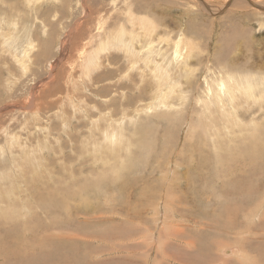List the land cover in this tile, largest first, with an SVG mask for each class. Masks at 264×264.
Listing matches in <instances>:
<instances>
[{"label":"rangeland","instance_id":"rangeland-1","mask_svg":"<svg viewBox=\"0 0 264 264\" xmlns=\"http://www.w3.org/2000/svg\"><path fill=\"white\" fill-rule=\"evenodd\" d=\"M0 25V264H264V177L256 159L248 162L253 149L264 150L263 132L254 130L256 147L248 145L251 129H220L216 140L241 145L245 155L243 165L226 157L220 159L225 164L214 162L223 151L204 127L199 95L219 74L222 58L234 65L264 52V0H0ZM121 26L139 35L129 42L134 52L150 31L156 49L167 55L180 39L191 48L194 72L175 74L176 92L154 97L160 107L140 116L129 108L123 126L122 107L144 108L155 85L140 56L123 54L118 37L109 43ZM27 28L34 52L23 67L15 60L28 42ZM93 48L102 65L87 76ZM193 81L196 90L189 88ZM106 112L119 130L107 127ZM256 115L264 129V110ZM228 158L239 162L233 153ZM200 251L208 255L204 260Z\"/></svg>","mask_w":264,"mask_h":264},{"label":"bare ground","instance_id":"bare-ground-1","mask_svg":"<svg viewBox=\"0 0 264 264\" xmlns=\"http://www.w3.org/2000/svg\"><path fill=\"white\" fill-rule=\"evenodd\" d=\"M29 1H32V0H29ZM237 2V1H236ZM232 4H233V2H232ZM235 5V4H234ZM242 5V4H241ZM248 8V7H247ZM131 9V8H130ZM135 17V16H134ZM242 17V16H241ZM146 19V18H145ZM134 22V21H133ZM142 25V24H141ZM236 26V25H235ZM234 26V27H235ZM0 28L2 29V27H1V25H0ZM43 28H44V31H45V26H43ZM102 28V26L99 28V29H101ZM236 28V27H235ZM28 29V28H27ZM26 29V31H27V35H28V37L26 38V40H28V42L26 43V47L23 49V51H22V56L21 57H16V60L15 61H17L20 65H23V67L25 66V64H26V62L28 61V58H29V55L30 54H33V49H34V43H33V41L30 39V36H29V32H30V29H28L27 30ZM135 29H137V28H135ZM106 31V30H105ZM116 31V30H115ZM132 31V30H131ZM117 35H115V33H114V35H113V37H112V35H110V34H107V35H109V36H106V38H108V37H112V39L110 38V40H108L109 41V43L111 42V41H113L114 42V40L118 37V42L120 41V43H119V45L122 47V52H123V54L125 53V51L126 50H130V47H129V42H132V41H135L137 38H138V36L139 35H137V34H134V33H136L135 31H134V33H128L122 26L120 27V29L119 30H117ZM179 32V31H178ZM240 33V32H239ZM101 34V33H100ZM99 34V35H100ZM138 34H139V32H138ZM5 35V34H4ZM181 35V34H180ZM96 36V35H95ZM142 36L144 37V42H145V46H143L142 45V47H141V49L138 51V52H134V51H132V48H131V50H130V53H129V58L130 57H133V55H136V56H140V58L143 60V62H141V63H145L146 64V66H147V71H148V73H150V75H151V78L153 79V83H154V85H155V90H154V92H153V97H151L150 98V101H149V103H147L146 105H144V108L142 107H140L139 108V110H138V107L137 106H134L133 107V105L131 104V105H129V106H127V107H125V108H123L122 107V112H121V114H122V120H121V118H119V124L121 123L122 124V126H123V122H124V120H125V118L127 117V113H128V110H129V108H133L132 110H134L135 109V111L137 112V113H139V116H140V112H142V111H146V112H149V111H152L155 107H160V103L159 104H155V100H154V97H167L168 95H169V97H170V94H174L175 92H176V87L178 86V82L177 81H175L174 82V77H175V74H179V72H181V74H185V76H187V77H189L190 76V74H193L194 72L193 71H191V67L189 66V63L191 62V59H192V55H191V48H189V51H188V48H187V45H183L182 43H181V40L179 39L178 41H174V47H173V50H172V54H173V56H171V54H169V55H167V54H164V53H162L160 50H157L156 49V47H155V42H154V39H155V37H154V35H153V32L152 31H150V32H148V33H145V34H142ZM182 36H183V34H182ZM230 36V35H229ZM238 35H236L235 37L236 38H238L237 37ZM99 37H101V36H99ZM104 37V36H103ZM127 37H129V39L128 40H126L125 38H127ZM220 37H221V35H220ZM230 37H232L233 38V36L231 35ZM243 37V36H242ZM245 37V36H244ZM93 38H94V36H93ZM106 38H105V40L104 41H107L106 40ZM232 38H229L230 39V41H231V39ZM101 39H102V42H103V38L101 37ZM227 39V38H226ZM15 40V39H14ZM94 40V39H93ZM123 40H124V42H123ZM2 41V40H1ZM4 41H7L6 39L4 40ZM229 41V42H230ZM236 41V40H235ZM93 42V41H92ZM102 42H101V44H102ZM118 42H114L113 44H116V43H118ZM228 42V41H227ZM90 44H91V41H90ZM99 44H100V42H99ZM98 44V46H101V45H99ZM112 44V43H111ZM110 44V45H111ZM112 44V45H113ZM132 44V43H131ZM242 44H243V42H242V40H241V38H240V36H239V38H238V43H236V45L237 46H240V50H241V47H242ZM4 45V44H3ZM104 45H105V43H104ZM104 45H102V46H104ZM109 45V44H108ZM108 45H106V47H108L109 48V46ZM228 45V44H227ZM243 45H245V44H243ZM93 46V45H92ZM133 46V45H132ZM220 46H223V45H220ZM105 47V49H107ZM1 48V47H0ZM4 48V47H3ZM100 48V47H99ZM103 49H104V47H102ZM117 50H119V48L117 49ZM33 51V52H32ZM100 51H101V49H100ZM119 51H121V49L119 50ZM219 51V50H218ZM242 51V50H241ZM2 52V51H1ZM38 52V51H37ZM46 52V51H45ZM155 52H157L159 55H161V57H160V61L159 60H157V58L156 57H154V56H157L156 54H155ZM220 52V51H219ZM222 53V52H221ZM241 53H243V52H241ZM10 54V53H9ZM42 54H44V52H42ZM91 54H92V57L91 58H89L88 60H86V67H85V69L87 70V76H88V73L90 74V76L91 75H93V73L95 72V70L96 69H98L102 64H101V59L99 58L100 56L99 55H97L98 53H97V51H96V49L95 48H93L92 49V52H91ZM258 54H259V52H254L253 54H248V55H246V56H244V60H243V62H239V63H236V64H234V65H232V64H230V63H228L227 62V59L226 58H222V61L215 67L214 65V67L216 68V69H218V70H220V71H218L219 72V74L217 75V76H215L214 78H211L210 79V81L208 80L206 83H205V87L203 88V90H202V92L199 94V95H201V98H200V101H201V107H200V109H201V111L203 112V116H204V119H203V124H204V127L206 128V129H209V131L211 132V134H213L212 135V138H213V143H216V147L215 148H217V149H219V151H223V152H220V153H218L217 155H215V156H213L214 157V162H216V163H221L222 161H220V159H221V157H226V159H227V161H234L237 165H243L241 162L243 161V159H244V155H245V153H244V150H243V147L241 146V145H239V144H237L236 145V143H234L236 146H231V145H229V144H223V143H219V141H217L216 140V133H218V132H221V131H219L220 129H222L226 134H232V128L234 127L235 129L236 128H239L240 130L239 131H242L241 130V128H243V130H249V129H251V132H250V142H249V146H256L255 144H254V142H253V140H256L255 138H254V132H256V131H254L255 130V128L256 129H258V133H261V132H263V135H262V138H263V149H264V129H261L259 126H260V122H258V120L259 119H257L256 118V114L257 113H260L261 111H263L264 110V74H260V73H257V72H255V70H260V71H262V70H264V60L263 61H261V58L264 56V52H262V53H260L259 54V56H261V57H258ZM45 55V54H44ZM255 55V56H254ZM12 57H13V55H11ZM199 57V56H198ZM197 57V58H198ZM218 57H220V56H218ZM14 59V58H13ZM92 59H93V61L94 62H96L95 64L93 63V61H92ZM98 59H100V61H99V63L101 64H99L98 63ZM218 59V58H217ZM146 60H147V62H146ZM224 60V61H223ZM120 61V60H119ZM198 61V60H197ZM200 61V60H199ZM211 61V60H210ZM219 61V60H218ZM217 61V62H218ZM129 62L132 64V61L131 60H129ZM128 62V63H129ZM134 62H136V61H134ZM203 61H201V63H202ZM206 62V61H205ZM214 63V62H213ZM212 63V64H213ZM88 64V65H87ZM103 64H105V63H103ZM107 64V63H106ZM149 64H150V66H149ZM198 64H200V63H198ZM217 64V63H216ZM108 65V64H107ZM135 65V64H134ZM137 65V64H136ZM144 65V64H143ZM201 65V64H200ZM19 67V66H18ZM20 67H22V66H20ZM23 67H22V70H23ZM115 67V66H114ZM110 68V67H109ZM117 68V67H116ZM205 68V67H204ZM212 68V67H211ZM214 68V70H216ZM20 69V68H19ZM25 69V68H24ZM113 69H115V68H111L110 70L112 71V73H113ZM119 69V68H118ZM129 69V68H128ZM142 69V68H141ZM141 69H139L138 68V70H140L141 71ZM210 68L207 66V70H209ZM69 70V69H68ZM102 70V69H101ZM205 70V69H204ZM104 71H105V69H104ZM103 71V72H104ZM107 71H108V69H107ZM125 71H127V70H125ZM206 71V70H205ZM99 72V71H98ZM97 71H96V73H98ZM117 72V71H116ZM119 72V71H118ZM122 72V71H121ZM203 72V71H202ZM217 72V71H216ZM215 72V73H216ZM239 72H243V73H239ZM107 73V72H106ZM206 73V72H205ZM264 73V72H263ZM117 74V73H116ZM140 74V73H139ZM207 74V73H206ZM98 75V74H97ZM111 75V74H110ZM141 76H144L145 75V72H143L142 74H140ZM107 76V75H106ZM112 76H113V74H112ZM212 76V75H211ZM95 77V76H94ZM103 77V76H102ZM111 77V76H110ZM99 78V77H98ZM107 79H108V76L106 77ZM112 78V77H111ZM64 79V78H63ZM89 79V78H88ZM104 79H105V77H104ZM193 79V78H192ZM71 80V79H70ZM103 80V79H102ZM101 80V81H102ZM64 81V80H63ZM77 81V80H76ZM89 81H90V79H89ZM91 81H93V77H92V79H91ZM111 82V81H110ZM78 83V82H77ZM94 82H92V85H93V87H94V89H95V87L97 86H94V84H93ZM121 83V82H120ZM190 83V82H189ZM193 84H191L190 86H189V88L191 89V90H196L197 88H198V82L197 81H193L192 82ZM79 84V83H78ZM86 84V83H85ZM84 84V85H85ZM96 84H98L97 83V79H96ZM108 84H110V83H108ZM112 84V83H111ZM114 84V83H113ZM112 84V85H113ZM117 84V83H116ZM116 84H115V87H116ZM132 84V83H131ZM162 84H164L165 85V87H162L161 85ZM86 85H88V84H86ZM99 85V84H98ZM111 85V86H112ZM91 86V85H90ZM104 86H106V85H104ZM108 86V85H107ZM114 86V85H113ZM124 86H126V85H124ZM47 87H48V85H47ZM61 87H63V86H61ZM92 87V88H93ZM99 87H101L100 88V90L101 89H103L104 87L103 86H99ZM114 87V88H115ZM127 87V86H126ZM91 88V87H90ZM107 89H108V87H106ZM111 88H113V87H111ZM118 88H119V86H118ZM118 88H117V90H118ZM122 88H124L123 86H122ZM128 88V87H127ZM50 89V88H49ZM52 89V88H51ZM58 89H60V88H58ZM94 89H93V91H94ZM86 90V89H85ZM98 90L99 89H97L96 91L98 92ZM99 90V91H100ZM105 90V89H104ZM93 91H92V93H93ZM107 91V90H106ZM106 91H104L103 92V90H102V92L104 93L103 94V97H104V95L105 96H107L108 95V93L106 92ZM110 91V90H109ZM111 91H113V90H111ZM75 92V91H74ZM96 92V93H97ZM114 92H115V90H114ZM193 92V91H192ZM96 93H94V94H96ZM99 93V92H98ZM98 93L96 94V95H98ZM115 94V93H114ZM69 95V94H68ZM95 95V96H96ZM125 95H126V93H125ZM184 95V94H183ZM102 96V95H101ZM112 96V95H111ZM121 96V95H120ZM172 96V95H171ZM185 96V95H184ZM184 96H182V97H184ZM68 97V96H67ZM100 97V96H99ZM108 97V96H107ZM70 98V97H69ZM76 98V97H75ZM97 98V97H96ZM112 98H113V96H112ZM117 98V97H116ZM126 98V97H125ZM95 99V98H94ZM102 99V98H101ZM104 100H107V99H110V98H107V99H105V98H103ZM163 99V98H162ZM198 99V98H197ZM99 100V99H98ZM98 100H94V101H98ZM104 100H103V102H104ZM119 100H121V99H119ZM119 100H118V103H119ZM69 101V100H68ZM93 101V100H92ZM127 101V100H126ZM157 101H159L158 100V98H157ZM162 101V100H161ZM160 101V102H161ZM180 101H182L183 102V100L181 99ZM101 101H99V103H100ZM111 102V101H110ZM128 102V101H127ZM79 103H81V102H79ZM102 103V102H101ZM105 103V102H104ZM117 103V104H118ZM121 103V102H120ZM126 103V102H125ZM124 103V104H125ZM181 103V102H180ZM60 104V103H59ZM84 104V103H83ZM94 104H95V102H94ZM97 104V103H96ZM116 104V105H117ZM135 104V103H134ZM101 105V104H100ZM104 105V104H103ZM103 105H101V106H103ZM113 105V104H112ZM173 105V104H172ZM79 107H80V104L78 105ZM83 105H82V103H81V110H83V108L84 107H82ZM85 106V105H84ZM95 107H96V105H94ZM108 106V105H107ZM122 106V105H121ZM199 106V105H198ZM56 107V106H55ZM90 107V106H89ZM103 107H105V105L103 106ZM110 107L111 106H108L107 108H109L110 109ZM193 107V108H192ZM191 108L192 109H195L196 107H194V106H192ZM76 108H78L77 107V105H76ZM90 108H92V107H90ZM97 108V107H96ZM102 108V107H101ZM100 108V110H102ZM113 108V107H112ZM167 108V107H166ZM166 108H163V109H166ZM75 109V108H74ZM95 109V108H94ZM93 108H92V110H94ZM97 109H99V108H97ZM96 109V110H97ZM198 109V108H197ZM76 110H80V109H75L74 111H76ZM86 110V109H85ZM85 110H83V111H85ZM115 111H120L119 109H114ZM156 110V109H155ZM160 110V109H159ZM41 111V110H40ZM89 110H87L86 112H88ZM103 111V110H102ZM200 111V112H201ZM249 111H252L251 113L249 112ZM37 112V111H36ZM49 112V111H48ZM80 112H82V111H80ZM85 112V113H86ZM94 112H95V110H94ZM98 112H99V110H98ZM101 112V111H100ZM104 112V111H103ZM109 112V111H108ZM108 112H106V113H108ZM131 112V111H130ZM156 112V111H155ZM250 113V114H247V113ZM83 113V112H82ZM158 113V112H157ZM102 114V113H101ZM131 114V113H130ZM72 115V114H71ZM94 115V114H93ZM97 115V114H96ZM103 115H104V113H103ZM134 115V114H133ZM160 115V114H159ZM205 115L207 116V117H205ZM24 116V115H23ZM88 116V115H87ZM105 116V115H104ZM104 116H103V118H104ZM131 116V115H130ZM248 116H252L251 117V119H250V121L249 122H246L245 121V118L247 117L248 118ZM260 116V115H259ZM70 117V116H69ZM84 117V116H83ZM100 117H102V115L100 116ZM106 117V116H105ZM133 118H134V116H132ZM88 118H90L89 116H88ZM97 118H99L98 116H97ZM102 118V119H103ZM218 118V120L221 122L220 123V125H218L217 124V122L215 121L216 119ZM246 118V119H247ZM82 119V118H81ZM92 119H94L93 117H92ZM129 119H131V117H129ZM45 120V119H44ZM77 120V119H76ZM90 120V119H89ZM94 120H96V118L94 119ZM106 120V119H105ZM69 121V120H68ZM91 121V120H90ZM93 124H96V122L94 123V121L92 120L91 121ZM106 122H107V127H109V126H112L113 127V129H112V131L111 132H115V131H117V130H119L120 129V126H115V124H114V120L112 119V117H111V114L110 113H108L107 114V120H106ZM99 123H100V121H99ZM262 124V123H261ZM40 125V124H39ZM67 125V124H66ZM101 125V124H100ZM46 127V126H45ZM106 127V128H107ZM59 129V128H58ZM78 130V129H77ZM106 130V129H105ZM237 130V129H236ZM59 131V130H58ZM66 132V131H65ZM106 132V131H105ZM205 134H207V130H205ZM107 133V132H106ZM70 134V133H69ZM72 134H73V132H72ZM91 134V133H90ZM122 134H124L125 135V133H122ZM239 134V133H238ZM106 135V134H105ZM109 135V134H108ZM112 135V134H111ZM115 135V134H114ZM113 135V136H114ZM146 135V134H145ZM256 135H257V133H256ZM42 136V135H41ZM44 136V135H43ZM93 136V135H92ZM107 136V135H106ZM116 136V135H115ZM114 136V137H115ZM118 136V135H117ZM232 136V135H231ZM244 138H247V137H245V136H243ZM220 138V137H219ZM105 139H107V137L105 138ZM117 139H121V137H119V138H117ZM57 140H58V138H57ZM108 140V139H107ZM123 140V139H122ZM245 140V139H244ZM7 141V140H6ZM95 141V140H94ZM109 141H110V139H109ZM116 141V140H115ZM147 141V140H146ZM230 141V140H229ZM15 142H16V140H15ZM14 142V143H15ZM43 142V141H42ZM223 142V141H222ZM237 142V141H236ZM239 142V141H238ZM258 142V141H257ZM104 143V142H103ZM205 143V142H204ZM231 143V142H230ZM12 144V143H11ZM106 144V143H105ZM108 144H110V142L108 143ZM116 144V143H115ZM201 144L202 143H200L199 144V146H201ZM43 145V144H42ZM213 145V144H212ZM41 146V145H40ZM118 146V145H117ZM203 146H205V145H203ZM12 147V146H11ZM20 147V146H19ZM108 147V146H107ZM257 147V146H256ZM258 148V147H257ZM257 148H255V149H253L252 151H251V154L250 155H248V162L250 163V161L251 160H253V159H256V161H257V163H258V169H259V171H260V175H259V177L260 178H262V179H260V180H263V177H264V168H263V159H264V150H257ZM32 149H33V147H32ZM250 150V149H249ZM234 154V156H236L237 158H238V160H239V162L237 161V159L236 160H233V159H229L228 157L232 154V153ZM247 152V151H246ZM168 155V154H167ZM212 157V156H211ZM171 158V157H170ZM24 159H26V158H24ZM235 159V158H234ZM210 160V159H209ZM212 162V161H211ZM207 163H209V162H207ZM234 163V164H235ZM27 164V163H26ZM210 164V163H209ZM208 164V165H209ZM213 164V163H212ZM221 164H225V163H221ZM216 165V164H215ZM218 165V164H217ZM247 166H248V164H246ZM257 166V165H256ZM222 167V166H221ZM224 167V166H223ZM227 167V166H226ZM47 168V167H46ZM217 168H219V166L217 167ZM216 168V169H217ZM250 168V165H249V167H248V169ZM253 168H255V166H253ZM211 169H212V167H211ZM220 169V168H219ZM228 169V168H227ZM229 169H231V167L229 168ZM229 169H228V171H229ZM247 169V170H248ZM257 168H256V170H258ZM43 170V169H42ZM226 170V169H225ZM231 170H233V169H231ZM237 169H235V171H236ZM234 171V170H233ZM249 171V170H248ZM175 173V172H174ZM170 174V173H169ZM204 174V173H203ZM259 174V173H258ZM200 175V174H199ZM204 176V175H203ZM188 177H190V176H188ZM203 178V177H202ZM206 178V177H205ZM182 179V178H181ZM86 182V181H85ZM89 183V182H88ZM238 183V182H237ZM257 183L258 184H260L258 181H257ZM262 183V182H261ZM232 184V183H231ZM263 184V186H261L262 187V189L260 190L261 191V195H262V191H264V183H262ZM261 184V185H262ZM237 185V184H236ZM231 187V186H230ZM236 187V186H235ZM240 187V186H239ZM239 189V188H238ZM227 190H229V189H227ZM242 190V189H241ZM215 191V190H214ZM234 191V190H233ZM236 192V191H235ZM252 192V191H251ZM258 192V191H257ZM206 193V192H205ZM220 193V192H219ZM247 193H249V192H247ZM252 193H254V192H252ZM256 193V192H255ZM260 193V192H259ZM264 194V193H263ZM213 195V194H212ZM253 195V194H252ZM252 195H248L249 197L251 196L252 197ZM248 197V198H249ZM211 200V199H210ZM251 202H253V199L251 198ZM224 201V200H223ZM233 202H236V201H233ZM250 202V203H251ZM229 203V202H228ZM239 203L240 202H237V204L239 205ZM247 203V202H246ZM249 203V202H248ZM250 203H249V205H250ZM227 204V203H226ZM236 204V203H235ZM236 204V205H237ZM228 205V204H227ZM226 205V206H227ZM238 205H237V207H238ZM240 205H242L241 203H240ZM245 205H247V204H244V207H245ZM252 205V204H251ZM250 205V206H251ZM229 206V205H228ZM244 207H242V208H244ZM239 209H241V208H239ZM239 209H237V210H239ZM244 210V209H243ZM251 210V209H250ZM236 213H237V211H236ZM234 214V213H233ZM232 213H231V215H233ZM264 214V213H263ZM262 214V215H263ZM237 215V214H236ZM234 217H235V215H234ZM229 218V219H235V218ZM244 217L246 218V215H244ZM224 218V217H223ZM227 218V217H226ZM264 218V217H263ZM217 219V218H216ZM261 220H262V218H261ZM233 221V220H232ZM181 222V221H180ZM227 222H229V221H227ZM235 222V221H234ZM233 222V223H234ZM254 222V221H253ZM206 223V222H205ZM231 223V222H230ZM233 223H231V224H233ZM256 223V222H255ZM264 222H262V224H263ZM226 224H228V223H226ZM225 224V225H226ZM248 224V223H247ZM246 224V225H247ZM181 225V224H180ZM218 225V224H217ZM256 225V224H255ZM260 225V224H259ZM259 225H258V227H259ZM224 226V225H223ZM229 226V225H228ZM227 226V227H228ZM248 226V225H247ZM261 226V225H260ZM230 227V226H229ZM249 227H251L250 225H249ZM257 227V226H256ZM261 227H263L264 228V226H261ZM260 227V228H261ZM218 228V227H217ZM232 228V227H231ZM187 229V228H186ZM257 229V228H256ZM263 231L262 232H264V229H262ZM196 233V232H195ZM205 233V232H204ZM215 233V232H214ZM257 234V233H256ZM259 234H260V232H259ZM205 235H207V233H205L203 236L205 237ZM189 236V235H188ZM200 236V235H199ZM201 236H202V234H201ZM190 238H193L192 236H189ZM198 237V236H197ZM121 238V237H120ZM119 238V239H120ZM183 238V237H182ZM185 238V237H184ZM189 238V239H190ZM125 240H126V238H124ZM177 239V238H176ZM205 239H207L206 237H205ZM208 239H210V238H208ZM183 240V239H182ZM186 240H187V237H186ZM201 240H203V238L201 237ZM257 240V239H256ZM38 241V240H37ZM180 241V240H179ZM183 241H185V240H183ZM190 240H187V242H189ZM208 241H210V240H208ZM42 242H43V240H42ZM206 242H207V240H206ZM35 243V242H34ZM65 243V241H61V244H64ZM195 243H197V242H194V245H196ZM204 243V242H203ZM214 243V242H213ZM39 244V243H38ZM165 244V243H164ZM189 244V243H188ZM192 244V243H191ZM199 244H202V243H199ZM210 244V243H209ZM217 244V243H216ZM258 244H260V243H258ZM57 245H60V244H57ZM203 245H205V244H203ZM13 246V245H12ZM43 246H44V244H43ZM178 246V245H177ZM181 245H179L178 247H180ZM199 246V245H198ZM197 246V248H199ZM211 246V247H210ZM210 246L209 245H207V247H209L210 248V250H211V248H213V246L210 244ZM217 246V245H216ZM215 246V247H216ZM7 247V246H6ZM9 248H10V246H8ZM160 247V246H159ZM164 247V246H163ZM172 247V246H171ZM171 247H169L170 249H171ZM259 247V246H258ZM4 248V247H3ZM2 248V249H3ZM186 248V247H185ZM217 248V247H216ZM236 248V247H235ZM260 248V247H259ZM13 249V248H12ZM172 249H175V247L174 248H172ZM181 249V248H180ZM179 249V250H180ZM224 249V248H223ZM247 249V248H246ZM249 249H251V250H255V248L253 247V246H249ZM182 250H183V247H182ZM185 250V249H184ZM188 250V249H187ZM210 250H209V252L207 253V254H209L210 253ZM213 250V249H212ZM234 250V249H233ZM248 250V249H247ZM165 251V250H164ZM174 251V250H173ZM176 251V250H175ZM189 251V250H188ZM219 251H221L220 249H219ZM227 252H229V250H226ZM250 251V250H249ZM12 252V251H11ZM16 251H14V253H15ZM160 252V251H159ZM166 252H168V251H166ZM198 252H199V249H198ZM237 252H238V248H237ZM6 253V252H5ZM8 253V252H7ZM13 253V254H14ZM195 253H197V251L195 252ZM200 253H201V251H200ZM40 254V253H39ZM160 254H161V252H160ZM193 254V253H192ZM206 253H205V251L204 252H202L201 253V255H199V259L201 260H204L206 257V255H207ZM232 254V253H231ZM5 255V254H4ZM11 255V254H10ZM26 255V254H25ZM38 255V254H37ZM161 255H163V254H161ZM174 255V254H173ZM180 255V254H179ZM191 255V254H190ZM250 255V254H249ZM255 255V254H254ZM17 256V255H16ZM23 256V255H22ZM30 257H31V255H29ZM164 256H166V254L164 255ZM163 256V257H164ZM172 256V255H171ZM189 256V255H188ZM194 256V255H193ZM208 256V255H207ZM225 255H223V257H224ZM10 257V259H12L11 258V256H9ZM13 257V256H12ZM20 257H21V254H20ZM28 257V255L26 256V259H28L27 258ZM35 257H36V255H35ZM167 257H168V255H167ZM167 257H165V258H167ZM181 257V256H180ZM179 257V258H180ZM214 257V256H213ZM248 257V256H247ZM6 258H8V256H6ZM16 258H18V256L16 257ZM22 258V257H21ZM171 258V257H170ZM233 258V257H232ZM258 258V257H257ZM162 259V258H161ZM177 259V258H176ZM182 259V258H181ZM188 259V258H187ZM209 259H211V257L209 258ZM213 259V258H212ZM211 259V260H212ZM5 260V259H4ZM13 260V259H12ZM12 260H10V261H12ZM15 260V259H14ZM178 260V259H177ZM19 261V260H18ZM17 261V262H18ZM21 261H23V260H21ZM28 261V260H27ZM179 261V260H178ZM185 261V260H184ZM184 261H183V263H184ZM208 261V260H207ZM229 261H232V259H230ZM262 261V260H261ZM20 262V261H19ZM225 263L224 264H232V262H228V261H224ZM25 263V262H24ZM185 263H190V262H185ZM184 263V264H185ZM202 263V262H201ZM191 264H192V262H191ZM197 264V263H196ZM241 264H242V262H241Z\"/></svg>","mask_w":264,"mask_h":264}]
</instances>
